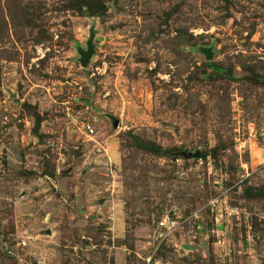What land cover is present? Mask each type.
Here are the masks:
<instances>
[{"label": "rangeland", "instance_id": "374dc122", "mask_svg": "<svg viewBox=\"0 0 264 264\" xmlns=\"http://www.w3.org/2000/svg\"><path fill=\"white\" fill-rule=\"evenodd\" d=\"M0 264H264V0H0Z\"/></svg>", "mask_w": 264, "mask_h": 264}, {"label": "water", "instance_id": "95a60500", "mask_svg": "<svg viewBox=\"0 0 264 264\" xmlns=\"http://www.w3.org/2000/svg\"><path fill=\"white\" fill-rule=\"evenodd\" d=\"M93 39L91 38L88 43H87V50H83L82 48L79 49V53H80V56H81V64L83 67H87L92 56L95 54V48H94V45H93ZM206 55H207V58L210 59L212 58V53L211 51L207 50L205 51Z\"/></svg>", "mask_w": 264, "mask_h": 264}, {"label": "built area", "instance_id": "2783aa9c", "mask_svg": "<svg viewBox=\"0 0 264 264\" xmlns=\"http://www.w3.org/2000/svg\"><path fill=\"white\" fill-rule=\"evenodd\" d=\"M176 225H177L176 221L170 222V220H165L164 222H161V226L166 227V229H168L169 232L172 229H174ZM160 236L164 237V234H161Z\"/></svg>", "mask_w": 264, "mask_h": 264}, {"label": "trees", "instance_id": "16d2710c", "mask_svg": "<svg viewBox=\"0 0 264 264\" xmlns=\"http://www.w3.org/2000/svg\"><path fill=\"white\" fill-rule=\"evenodd\" d=\"M86 4L88 5V3H86ZM209 66L211 68L216 69V65L215 64H210ZM218 69H220V68L218 67L216 70L218 71ZM143 147H144V149L154 150L155 152H159V148H155L156 147L155 144H153V146L152 145H146V146H143ZM205 155H207V154H205Z\"/></svg>", "mask_w": 264, "mask_h": 264}, {"label": "crops", "instance_id": "0c3cea01", "mask_svg": "<svg viewBox=\"0 0 264 264\" xmlns=\"http://www.w3.org/2000/svg\"><path fill=\"white\" fill-rule=\"evenodd\" d=\"M101 204V203H100Z\"/></svg>", "mask_w": 264, "mask_h": 264}]
</instances>
